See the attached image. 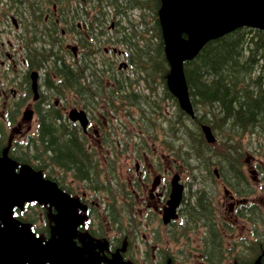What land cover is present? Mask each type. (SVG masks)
Listing matches in <instances>:
<instances>
[{
    "label": "flooded vegetation",
    "instance_id": "obj_1",
    "mask_svg": "<svg viewBox=\"0 0 264 264\" xmlns=\"http://www.w3.org/2000/svg\"><path fill=\"white\" fill-rule=\"evenodd\" d=\"M16 1L20 2L17 9L7 4V0H0V48L3 46L1 35L10 34L7 24L16 31L13 39L17 41L14 54H0L11 63L5 73H12L6 82L0 75V96L5 98V104H0L1 116L7 121L0 122V158L6 155L14 161L17 174L27 166L39 171L77 203L78 223L72 240L78 253L87 252L86 258L94 264H111L116 259L122 264H191L194 259L192 264H195L196 257L198 264H222L223 261L235 264L232 252L238 246L259 248L264 244L261 237L262 233L264 236V207L254 198L258 190L264 194V169L258 165V186L249 187L243 164L233 154L235 151L244 154L242 145L234 144L248 135L242 133V128L240 132L236 124L229 123V130L233 132L227 135L234 136L230 142L231 157L225 168L211 166V188L203 187L201 174L194 179L191 175L190 180L187 170L185 182L190 187L194 185V190L189 191L192 200L187 201L182 180L186 167L176 172L172 168L176 165L168 161L169 158L176 161L179 151L166 145L167 149L161 147L158 153L147 145L142 131L129 135L125 127L118 128L120 115L129 117L127 108L136 110L137 122L143 125V110L137 108H145L144 111L148 108L146 118L149 119L153 113L158 116L161 107L157 98L155 103L150 98L158 94L159 87L153 89L148 74L135 68V61L127 50H115L114 45L120 41L115 36L120 33L115 21L104 28V21L99 19L101 9L94 7L93 12L88 11L84 0L75 5L73 0H63L62 5L57 0ZM113 8L116 9L115 5ZM121 8L118 10L130 9ZM123 35L121 38L131 50L126 37H132L133 32ZM123 56L127 64H121ZM57 64L61 69H57ZM161 92L168 97L163 87ZM116 106H122L123 111L116 110ZM22 108L26 131L33 123L34 135L23 141V144L33 142V156H27L16 140L7 138L3 127V123L17 121ZM72 111L83 116V124L69 117ZM181 112L175 107L173 114L155 118L166 139L164 143L169 140V116L176 129L184 131L188 124L193 128L187 130L196 129V116L186 117L184 121L179 116ZM47 125L80 147L83 167L62 162L59 155L46 147L42 130ZM116 134L125 136L122 143ZM147 134L155 135V132ZM258 137L264 142L263 128ZM120 161L133 164L134 170L129 168L130 174L121 175ZM175 177L182 184V196L174 209V217L165 219ZM218 183L226 196V219L217 218L218 207L213 200ZM12 210L16 219L28 222L42 238L58 237L56 207L32 202L24 207L14 206ZM187 218L193 221L194 227L185 228ZM244 222L249 239L240 237L241 234L234 236L235 231L245 230ZM196 226L203 228L198 238V254H189L192 260H186L185 251L196 250L185 249L190 245L189 236L196 233ZM211 244L214 246L210 247Z\"/></svg>",
    "mask_w": 264,
    "mask_h": 264
},
{
    "label": "water",
    "instance_id": "obj_2",
    "mask_svg": "<svg viewBox=\"0 0 264 264\" xmlns=\"http://www.w3.org/2000/svg\"><path fill=\"white\" fill-rule=\"evenodd\" d=\"M158 20L169 64L167 87L179 106L190 111L184 61L195 56L209 40L237 27L264 30V0H160ZM69 117L83 124L81 114L72 111ZM201 130L206 141L212 143L210 128L202 125ZM4 158L0 159V264H94L84 254L79 256L75 252L72 238L78 222L77 203L39 173L24 171L22 177L17 176L13 162ZM176 181L175 177L165 219L174 217L181 199L182 185ZM31 201L48 203L58 209V238L46 245L40 243L27 224L12 216L13 206ZM112 264H120V260Z\"/></svg>",
    "mask_w": 264,
    "mask_h": 264
},
{
    "label": "trees",
    "instance_id": "obj_3",
    "mask_svg": "<svg viewBox=\"0 0 264 264\" xmlns=\"http://www.w3.org/2000/svg\"><path fill=\"white\" fill-rule=\"evenodd\" d=\"M57 1L63 4V0ZM104 1L90 0L89 3L101 6ZM106 4L112 8L115 5L116 10L124 6L132 10L140 9V25H144L147 31L146 26L150 23L152 47L148 48V38L142 35L143 31L136 24L131 39L139 40L143 46L140 48L135 44L140 52L139 60L135 58V65L140 70L149 69L153 72L148 74L151 81H154L152 83L164 80L168 65L157 19L160 0H107ZM113 10L115 11L114 8ZM145 15L149 16L150 22L145 20ZM58 68L61 69L59 64ZM184 73L193 113L196 115V130H184L182 138L186 148L192 150L190 157L196 156L197 162H204L205 167H209L213 163L209 158L211 153H217L222 158L229 155L227 146L222 145V136L228 131L226 126L229 123L236 124L237 128L244 131L247 129L248 132L255 128L262 130L264 127V31L236 29L208 41L195 57L185 63ZM168 96L172 101L173 97L170 94ZM183 115L188 116V113L183 112ZM202 123L208 124L219 136L216 145L206 143L200 130ZM42 134L46 147H50L54 154L59 155L62 162L83 167L81 149L77 144L66 136L54 133L49 125L42 130ZM29 148L33 149V146L27 145V149ZM220 165H223L222 162ZM206 229L210 230L209 227ZM213 246L211 244L210 247ZM250 252L259 256L264 264V244L259 248L251 246Z\"/></svg>",
    "mask_w": 264,
    "mask_h": 264
},
{
    "label": "rangeland",
    "instance_id": "obj_4",
    "mask_svg": "<svg viewBox=\"0 0 264 264\" xmlns=\"http://www.w3.org/2000/svg\"><path fill=\"white\" fill-rule=\"evenodd\" d=\"M106 2H107V0H105L101 4V8H102L104 14H102V18H99V19H101L100 21H104V23H105L104 28H106V25H109L111 21H115L116 27H118V29L120 30V33L115 35L116 37H120V41L114 45L115 47H117V48H115V50H120V49L124 50V51L127 50L128 54L130 55L132 60L135 61V58H136V60H137V58L139 60L140 52L138 51L137 46L135 45V43L133 42L131 37L128 36V38L126 37V39L129 40L130 48L132 51L123 43V39L121 38L124 36L123 34L126 35V34L130 33V31H133V29H134L133 27H131L129 24L126 23L127 22L126 20H131V21L137 22L136 23L138 25L137 27L143 31L142 35L144 34V37L147 36L148 48L151 49V47H152V43L150 42L151 30H149L150 23H148L146 26L147 31L145 30L144 25H140V23H142V18L139 17V14L141 12L140 9H138V10H132V9L125 10V12H126V14H125L124 11L118 12V9H119L118 8L117 10L115 9V11H114L115 16H114L112 14V12L106 10ZM103 5L105 6V8H103ZM116 14H117V16H116ZM145 20L147 22H150L149 16L145 15ZM151 24H152V22H151ZM7 28L9 29L10 34L8 36L1 35L2 36L1 41L3 42V46L0 48V54L3 53V54L12 55V54H14L15 49L17 48V41L15 39H13V36L15 35L16 31L13 29V27L9 26L8 24H7ZM116 37L112 36V38H116ZM154 47H155V45H154ZM18 61H19V56L17 55L16 56V68L17 69L19 68ZM120 61H121V64L126 62L124 56L121 58ZM2 64L3 65L6 64V65L3 66ZM125 64H127V62ZM7 65H11L10 61H8L6 59L3 60V58L0 57V75H1L3 82H6V78H8L9 76H12L11 72L5 73V69L7 68ZM139 65H141V64H139ZM150 72L151 71L148 69L146 72L143 71L142 73H148L149 74ZM160 86H161V82H160ZM153 89H154V87H153ZM161 91H162V86L158 89V94L156 96L154 95V96L150 97L151 99L154 98L153 103H155V98H157V101L160 102L161 111L157 112V115L159 116V118L161 115L165 116V114H168L169 112L173 114L174 108H175L173 106V103L169 100V97H167L165 95V93L161 92ZM9 95H10V93L7 92L6 97H9ZM4 102H5L4 95L2 97L0 96V104H2ZM115 109L118 111H123L122 106H118V107L116 106ZM147 109H146V111L142 112L144 114V115L142 114V116H144V118H143L144 124L141 125L137 122L138 121V113L136 112V110L132 109V107L127 108L126 110L130 111V112L126 111V113L129 114V117H125V116L120 115V121L118 124V128L120 126L125 127L130 132L129 135L135 133L136 131L138 133H139V131H142L143 134L145 135L147 145L152 149L153 148L156 149L158 153L160 152L161 147L163 149H167V146L170 149H173V151L178 150L179 155L176 157L177 160L175 161V160H171L169 158L168 161H169L170 165H176V167H172V168H174V171H176V172L180 171V168H182V166L186 167V168H184L186 177L183 176L182 180L184 181L183 183L186 185L187 201H191L192 197L189 195V191L194 190V185H192V187H190L189 182H185L186 180H188L187 170H189L188 175L190 176V178H189L190 180H191V175H193V179H194V176H196V178H197V176L201 174V178L203 180V183H201V184L203 185V187L205 186L207 188L212 187L213 175L209 174L208 172L203 170L204 162H197L196 156L190 157L192 150L186 148L185 143H184V139L181 138V134L185 131L180 130V129H176L174 126V123L172 122V120H173L172 118H170L171 120L169 123V131L167 132V138L169 140H168L167 144L164 143V141L166 139H165V137L162 136L160 129L158 127V124L155 120V118L158 119V116H156L153 113L152 116L149 117V119H147L146 118ZM137 110L140 111L139 108H137ZM2 111H3V109L0 108V122H6L7 123V121L5 119H3L1 116ZM23 111H24V108H22L20 110L19 116L17 117V121L12 120L11 123L8 125L3 123L4 130L7 134L6 137L7 138L10 137L11 140H16V142L18 144H20L27 136H30L32 133H34L33 132V123L29 124L30 129H29V131H26V125L27 124H23V120L21 118V114ZM159 112H161V113H159ZM107 117L110 118L111 116L109 115ZM132 117H133L134 121H133ZM135 118H136V121H135ZM202 124H204V123H202ZM187 126L188 127H185L184 130H187V128H193L189 124ZM263 129H264V127H263ZM151 132H155V135L154 134H151V135L147 134V133L150 134ZM217 132L220 135L222 134L220 132V130H218ZM116 137L120 139L121 143H122V140L125 139V136L121 135V134H119V135L116 134ZM260 139L261 138L256 136V135H250V136H246L243 140H238V141H240V143H242L243 150H245L244 154L242 156L241 163L243 164V168H244L245 173L247 174L248 180L252 184H254L255 186H258V182H256V181L260 176L259 173H256V169H257L258 165L264 169V142H262ZM132 140H133V135L131 137V142L133 143ZM238 141H236V142H238ZM240 143H238V145H240ZM120 147L123 148L124 147L123 144H121ZM170 154L173 155L175 153L171 152ZM210 155L211 156L209 158H212V161L216 162L219 159V160H222L221 162L223 164L222 165L223 167H225L227 165V162L224 161V160H227L226 158H222L218 154H212L211 153ZM144 165L147 166V164H144ZM119 166H120L119 172H121L120 173L121 175L122 174L123 175L130 174L128 172L129 168L131 169V171L134 170L133 164H131V163H125L124 164L123 161H120ZM254 181L256 182V184ZM197 188H199L198 182H196V189ZM259 192L260 191L258 190V193L255 195L254 198L256 199V201L261 206L264 207V194H260ZM225 197L226 196L224 194L222 185L218 183L217 192H216L215 197L213 198L215 206L218 207L217 218L226 219V217L228 216V213L226 212L227 205L224 201ZM254 215L256 216V214H254ZM241 223H243V222H241ZM244 224H245V230L244 231H240V230L235 231L234 236H238L239 234H241V235H239L240 237H246L247 239H249L250 236L248 235L247 230H246L247 225L245 222H244ZM192 227H194L193 221H189V219L187 218L185 228L187 229V228H192ZM198 229H201V230L197 231ZM202 232H203V228H197V226H196V233L191 234L189 236V238H190L189 244L190 245L188 247H186L185 249H190V250L196 249V250L195 251H185V256L188 257V258H186V260H188V259L192 260L191 255L196 254V256H197V254H198V251H197V249H198V238L201 237ZM261 237L264 238L263 233L261 234ZM245 246H246L245 244L238 246V248L232 252V258L234 257V254H237V255H240L239 257L243 256V257H241L242 261H248L249 256L244 255L245 253H246V255H248V251H246L244 249ZM189 254H191V255H189ZM195 259H196L195 264H198L199 259L197 257ZM194 262L195 261L193 259L191 264ZM222 264H226V261H223Z\"/></svg>",
    "mask_w": 264,
    "mask_h": 264
},
{
    "label": "bare ground",
    "instance_id": "obj_5",
    "mask_svg": "<svg viewBox=\"0 0 264 264\" xmlns=\"http://www.w3.org/2000/svg\"><path fill=\"white\" fill-rule=\"evenodd\" d=\"M262 71V70H261Z\"/></svg>",
    "mask_w": 264,
    "mask_h": 264
}]
</instances>
